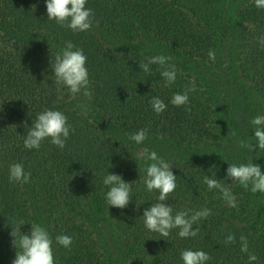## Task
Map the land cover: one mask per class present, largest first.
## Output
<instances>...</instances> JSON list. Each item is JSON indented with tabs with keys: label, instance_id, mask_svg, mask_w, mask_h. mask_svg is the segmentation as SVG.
<instances>
[{
	"label": "trees",
	"instance_id": "1",
	"mask_svg": "<svg viewBox=\"0 0 264 264\" xmlns=\"http://www.w3.org/2000/svg\"><path fill=\"white\" fill-rule=\"evenodd\" d=\"M86 7L94 12L93 28L73 32L48 20L46 0H0V237L7 264L32 223L51 235L55 264H183L186 249L207 252L206 264H264V193H252L226 173L230 163L252 160V152L238 143L251 141L242 129L251 130V118L240 87L252 88L264 102V46L258 42L264 36V9L254 0H87ZM144 34L198 68L218 66L222 38L238 37V62L226 78L227 99L232 97L228 115L215 82L207 86L176 65V81L165 87L160 65H150L151 74L140 69V61L155 56L138 50L136 41ZM68 42L87 56L90 99L55 83L52 64ZM193 83L191 110L173 105V95ZM153 97L167 105L164 112L153 110ZM46 109L68 117L74 131L66 146L61 149L48 138L39 149L25 148L27 131ZM141 129L148 130V139L137 145L129 137ZM144 148L164 158L176 175L177 187L166 201L173 215L211 209L199 221L197 236L181 238L173 229L161 237L145 227L143 212L158 202L159 192H149L143 183L150 161L137 154ZM253 156L264 171V150ZM14 163L23 164L30 182L9 180ZM108 173L131 182L126 208L107 205L103 178ZM206 175L230 188L237 207H230L219 190L208 189ZM88 209L113 226L115 252L107 250ZM21 220L16 248L11 232ZM230 233L235 242L226 244ZM61 234L73 238L71 250L55 242ZM241 235L256 261L240 250Z\"/></svg>",
	"mask_w": 264,
	"mask_h": 264
},
{
	"label": "clouds",
	"instance_id": "2",
	"mask_svg": "<svg viewBox=\"0 0 264 264\" xmlns=\"http://www.w3.org/2000/svg\"><path fill=\"white\" fill-rule=\"evenodd\" d=\"M87 0H46V10L48 20H55L62 27L71 29L73 32L89 31L94 26V12L86 7ZM257 8L264 9V0H254ZM264 46V36L258 41ZM209 58L214 59V53L209 51ZM171 56L156 55L148 59L147 62L140 61L139 67L145 73L151 74L152 64L160 65V74L165 80V87L170 86L176 81L177 70ZM87 56L83 49L76 48L72 42L66 46L55 57L52 64V71L55 75V83L68 88L71 95L77 94L91 98L89 72L86 67ZM196 85L186 88L183 93H175L171 103L177 107L184 106L186 111H190L189 93L196 91ZM153 110L160 114L164 112L167 105L159 97L151 99ZM255 129L254 142L238 141L241 147H246L249 151L259 149L256 156L261 155L264 150V115H257L251 120ZM74 131L68 124V117L59 110L46 109L37 114L32 122L30 129L24 139V147L27 149H39L44 140L51 138V143L63 149L70 132ZM234 134V133H233ZM129 139L135 141L137 145L142 144L148 139V130L141 129L130 135ZM138 158L150 161L146 168V178L143 183L149 192L158 191V202L146 208L143 212L145 227L153 232H158L161 237H168L171 230L179 229L178 235L181 238L195 237L199 233V221L206 219L212 214L211 209L203 208L197 211L181 210L173 215V208L166 203L169 195L177 187L176 175L171 170V165L164 158L158 156L155 151H149L144 148L138 152ZM227 177L232 181H237L245 189L252 193H264V171L259 164L249 160L244 163H230L226 169ZM9 180L21 184L28 183L31 180V174L26 173L23 164L14 163L9 167ZM204 183L209 190H219L222 198L230 207H237L236 196L230 188L226 187L219 179L209 176L204 177ZM103 184L108 186L106 192V202L108 206L120 209L126 208L132 197L131 182L123 180L119 174L108 173L103 178ZM191 211V214H189ZM23 220L19 221V229L12 230L14 237L13 244L17 248L16 235L20 231V226L24 225ZM30 234L19 236L20 251H16V258L12 264H55L53 239L47 229L36 223H32ZM193 225H196L193 228ZM235 235L228 234L225 238L226 244L235 242ZM55 242L64 248L71 250L73 238L66 234L57 235ZM241 248L244 253H249L248 239L246 236H240ZM183 264H206L211 256L203 250L186 249L181 252ZM250 262L257 260L254 253L248 254Z\"/></svg>",
	"mask_w": 264,
	"mask_h": 264
},
{
	"label": "rangeland",
	"instance_id": "3",
	"mask_svg": "<svg viewBox=\"0 0 264 264\" xmlns=\"http://www.w3.org/2000/svg\"><path fill=\"white\" fill-rule=\"evenodd\" d=\"M180 2H184V0H179ZM222 50L220 52L221 59L218 63V66L214 68H198L194 66L192 63L190 64L184 57H180L179 54H177L174 50L167 48L165 45L159 42L152 41L151 39H147V36L138 39L136 43L141 44L138 48L140 52L151 54L153 53L156 55H166L171 56L172 61L170 63H173L176 67L179 68V66H183L185 70L188 71V73H191L192 76L198 77L199 80H201L204 84L209 86L208 81L211 80L212 82H215V85L217 84V90L220 91L218 94V97L223 99V110L225 115L227 116V112L225 110L227 104L231 105L230 99H227V96L230 97L229 93L225 91V87L228 85L226 82V78L230 77L228 76V73L230 74V71L232 69V66L238 62V52L240 50V45L238 42V37H234L233 40L229 41L226 38H222ZM186 64V65H183ZM210 74V75H208ZM212 76V77H211ZM240 91L243 93L242 95H245L246 99L248 100L247 104L249 105L248 115L251 118V120L257 116L262 115L264 113H261L262 111V105H263V98L256 94V92L247 86H241ZM83 96V95H82ZM219 98V100H220ZM224 100H227V102H224ZM222 103V101L220 100ZM237 107V105H236ZM243 106H238V111H242ZM241 116V114H240ZM251 127H248L247 129L242 128L244 131L248 133L249 138H251V141L254 142V133L255 129L252 124L249 125ZM226 136H229L227 133ZM255 143V142H254ZM229 146V145H227ZM228 150V149H227ZM226 150V152H227ZM254 151L252 154L248 155V157L252 158L253 163H256L255 157L253 156V153L256 155V149H253ZM225 152V153H226ZM228 154H225V158H227ZM87 213H89L95 220H97L96 224V230L101 234L102 238L105 239L106 247L108 251H114L115 252V243H116V237L117 234L115 233V230L113 226L106 221L102 220V215L99 212H91L90 209L87 210ZM42 218V217H41ZM40 218V219H41ZM43 220V219H42ZM1 240V237H0ZM6 253L4 249V243L1 240L0 241V264H7L6 262Z\"/></svg>",
	"mask_w": 264,
	"mask_h": 264
}]
</instances>
